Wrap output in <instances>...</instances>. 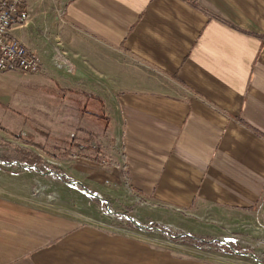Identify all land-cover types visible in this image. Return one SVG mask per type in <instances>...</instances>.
<instances>
[{
  "label": "crops",
  "instance_id": "0c3cea01",
  "mask_svg": "<svg viewBox=\"0 0 264 264\" xmlns=\"http://www.w3.org/2000/svg\"><path fill=\"white\" fill-rule=\"evenodd\" d=\"M25 2L33 27L14 28L13 36L28 46L38 28L60 32L77 61L108 84L107 92L96 93L30 75L55 99L39 105L49 112L43 123L48 135H33L42 148L34 146L33 155L51 148L50 111L58 108V139L76 138L66 161L92 185L84 187L77 177L78 189L92 193L108 182L147 207L177 210L226 230L264 224V0ZM11 89L0 87L3 94ZM89 101L103 111L105 131L115 133L120 160L84 143V115L73 134L68 112ZM101 154L112 157L108 166ZM4 162L21 167L18 159ZM0 264L210 263L79 225L0 183Z\"/></svg>",
  "mask_w": 264,
  "mask_h": 264
},
{
  "label": "rangeland",
  "instance_id": "374dc122",
  "mask_svg": "<svg viewBox=\"0 0 264 264\" xmlns=\"http://www.w3.org/2000/svg\"><path fill=\"white\" fill-rule=\"evenodd\" d=\"M21 3L26 12L24 23L26 25L13 24L7 32V38L23 46L25 52L33 56L37 71L36 73L18 69L0 71V87L13 84V89L7 93L3 94L0 91V170L5 173L3 175L5 179H0V183L33 198L36 203L45 204L53 210L67 214L79 225L97 227L111 235L140 241L149 249L167 250L176 257L204 260L210 264H264V224L262 223L255 221L254 227L245 226L244 229L234 227V229L226 230L219 224L203 223L177 210L147 207V203L138 199V195L135 197L133 194V197L128 191L114 190L108 186V182L101 185V190L90 189L101 199L97 196L90 197L86 190L78 189L75 186L77 177L84 187L92 188V185L79 177L80 174H77L70 166V161H66L69 155H74L67 154L66 151L76 148V138L74 137V143L58 139L59 123L56 122L60 115L58 108L50 111L51 122H54L51 148H48L49 151L45 152L46 154L37 150L41 158L33 155L36 151L28 140L35 134L48 135L43 123L49 112L44 111L39 105L47 103L46 99H55L44 92L45 84L38 80L39 77L30 75L53 81L55 79L52 76H54L66 82V85L71 88H83L88 92L96 93L107 92L108 84L101 73H90L91 69L87 63L77 61L76 56L67 50L65 43L61 40L60 32H51L44 27L38 28L35 32L38 37L35 38L34 44L28 43L33 51L13 36L11 30L14 28H24L29 31L33 27L25 0H21ZM58 22L60 23L59 20ZM77 107L78 109L68 112L73 124L71 127L73 134L79 128L75 126V120L78 116L84 115L83 123L86 124L85 121H87L86 126H88L85 127L87 135L84 134L86 139L84 143L93 144L95 149L100 145L105 148L106 154L110 152L113 158L120 160L117 137L115 133L105 131L107 120L102 117L104 113L100 106L89 101L81 102ZM84 109L93 114L86 113ZM92 127L97 130L95 135H91ZM108 135L112 136L113 144L106 147L111 141L106 144L102 141L104 138L107 141ZM38 147L42 149L39 144ZM90 148L91 146H88L86 150L90 152L89 154H94L95 150ZM66 154L67 156L64 157ZM106 154H101L105 156V158L100 157L101 161L108 160L106 162L110 163L112 157ZM13 159L19 160L20 168H17L14 163L4 162ZM44 162L53 166L54 171H46ZM55 170L59 172L63 170L67 178L56 173ZM87 178L89 179L88 176ZM135 224L144 227H137ZM221 246L227 247L229 250H226L229 252L222 251ZM233 250L239 254L234 253ZM248 253H252L257 260Z\"/></svg>",
  "mask_w": 264,
  "mask_h": 264
},
{
  "label": "built area",
  "instance_id": "2783aa9c",
  "mask_svg": "<svg viewBox=\"0 0 264 264\" xmlns=\"http://www.w3.org/2000/svg\"><path fill=\"white\" fill-rule=\"evenodd\" d=\"M23 9L21 0H0V71H37L33 56L27 54L23 46L7 38L13 24L26 25V12Z\"/></svg>",
  "mask_w": 264,
  "mask_h": 264
},
{
  "label": "trees",
  "instance_id": "16d2710c",
  "mask_svg": "<svg viewBox=\"0 0 264 264\" xmlns=\"http://www.w3.org/2000/svg\"><path fill=\"white\" fill-rule=\"evenodd\" d=\"M28 142H29V144H31V145H33V146H35V147H37L38 148V144H36V143H34V142H32L31 140H28ZM83 149H88V146H83L82 147ZM37 159H38V157H37ZM106 161H108V160H102L101 161V163H107ZM45 163V162H44ZM109 163V162H108ZM45 165V167L47 168V170L46 171H49V172H52V171H54V167L53 166H51L50 164H48V163H45L44 164ZM56 171V170H55ZM56 173H58V174H60L61 175V172H59V171H56ZM62 176V175H61ZM64 177V176H63ZM65 178V177H64ZM68 180V179H67ZM221 248H222V246H221ZM225 249V250H224ZM229 250L227 247H225V248H222V251H224V252H229V251H227V250Z\"/></svg>",
  "mask_w": 264,
  "mask_h": 264
},
{
  "label": "water",
  "instance_id": "95a60500",
  "mask_svg": "<svg viewBox=\"0 0 264 264\" xmlns=\"http://www.w3.org/2000/svg\"><path fill=\"white\" fill-rule=\"evenodd\" d=\"M86 193L89 195V196H97L98 198H100L101 199V197L100 196H98V195H96V194H94V193H91V192H88V191H86ZM130 220L131 221H134V219H131L130 218ZM137 227H144V226H142V225H139V224H135ZM234 251V250H233ZM234 253H237V254H239V252H237V251H234ZM248 255L249 256H251L252 258H254L255 260H257L256 258H255V256L252 254V253H248Z\"/></svg>",
  "mask_w": 264,
  "mask_h": 264
}]
</instances>
